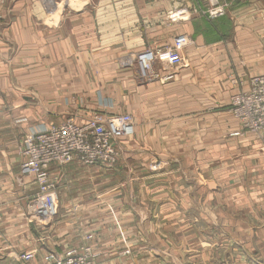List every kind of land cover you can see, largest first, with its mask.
I'll use <instances>...</instances> for the list:
<instances>
[{"label": "crops", "instance_id": "crops-1", "mask_svg": "<svg viewBox=\"0 0 264 264\" xmlns=\"http://www.w3.org/2000/svg\"><path fill=\"white\" fill-rule=\"evenodd\" d=\"M227 1V13L216 20L192 14L175 22L151 15L206 7L207 0H162L156 7L143 0L0 2L1 249L33 248L40 264L47 250L89 245L97 264H158L160 247L180 249L189 241V264H208L215 252L211 233L220 227L242 232L238 241L224 236L223 254L240 249L237 258L264 263L258 224L264 137L244 130L228 109L231 95L264 72V0ZM178 33L195 44L182 51L187 63L165 65L160 74L172 79L142 86L157 109L143 114L144 127L135 118L134 133L118 141L132 168L126 180H119L118 168L102 164L49 166L60 201L77 204L58 206L46 251L39 250L33 227L21 237L25 198L37 188L32 176L20 173L24 135L69 116L80 124L95 113H113L110 98L97 91L94 71L107 65L101 56L163 46ZM155 157L166 165L151 173L148 161ZM251 243L258 250H248ZM8 257L2 252L0 264H14L15 253Z\"/></svg>", "mask_w": 264, "mask_h": 264}, {"label": "built area", "instance_id": "built-area-1", "mask_svg": "<svg viewBox=\"0 0 264 264\" xmlns=\"http://www.w3.org/2000/svg\"><path fill=\"white\" fill-rule=\"evenodd\" d=\"M209 1L215 5L208 10L209 16L223 13V7L218 5L217 0ZM190 43L188 35L180 33L168 46L145 48L136 55L138 76L141 79L159 78L160 72L153 67L157 62L170 67L178 66L182 51ZM171 77L169 73L163 78ZM251 85L250 90H240L231 96V111L243 128L259 133L264 131V75L253 77ZM134 129V119L128 113L99 112L84 123L79 124L75 116H69L58 125L25 134L20 147V171L22 175L32 176L36 183L37 193L33 200L35 215L42 221L50 222L58 214L57 194L49 181L51 164L61 167L76 160L86 166H110L115 160L119 139L132 135ZM160 167L161 164L151 163L150 170L156 171ZM34 255L27 251L16 258L20 264H34ZM41 264H96V261L90 246L81 245L61 252H49Z\"/></svg>", "mask_w": 264, "mask_h": 264}, {"label": "rangeland", "instance_id": "rangeland-1", "mask_svg": "<svg viewBox=\"0 0 264 264\" xmlns=\"http://www.w3.org/2000/svg\"><path fill=\"white\" fill-rule=\"evenodd\" d=\"M1 1H3V0H0V2ZM70 1L72 2L74 0H70ZM143 1L145 3H149L148 5H150V7H156L158 4H161V2H162V0H143ZM169 1L173 2V0H169ZM217 2H218V5L223 7V13L217 14L215 16H209L208 15V10L215 8V5H211L209 0H207V6L206 7H198L197 6L195 8H191V9L186 8V7H181L179 9H176L175 11H173L172 9L171 10L167 9L163 14L160 15V13H159L160 16L158 15L157 12H155V14L151 15V16H152V19H158L159 18V20L161 22H164V18L166 21H170V22L179 21L181 18L188 17V15H192V14L203 15V16H206L210 20H216L217 18L222 17L227 13V11L230 7V4H231L227 0H222V1L217 0ZM218 5H216V6H218ZM181 11H184V12H181ZM153 22H156V20H153ZM178 34H180V33H178ZM173 38H172V40H173ZM189 38L191 40V43L189 45H187L186 47H192L195 45L192 38L191 37H189ZM229 38H231V37H229ZM172 40L163 46L156 45V46H151L150 48L156 49L158 47L168 46L171 44ZM223 40H226V37ZM226 41H228V40H226ZM147 48H149V47H147ZM141 51H139V52H141ZM139 52L132 53V54L125 55V56H119V55L115 56V57L101 56L102 62L107 63V65H106V67H104V69H101L102 71H100V70L94 71V73L96 75V78L98 80L102 81L101 83H100V81H98L99 85L97 87L98 88L97 91L101 90L103 93H105L108 96V98H110V100L112 101L111 102L112 107L110 110L113 111V114L128 113L133 117L134 125H136L135 118H137L139 120L140 125H142L144 123L143 124V127H144V126H146L145 125L146 119L143 122L140 121L143 118V114L145 116L146 112H148L149 110H153V111L156 110L157 106H153L150 104L149 92L147 89L142 88V86L145 85V83H148L150 81H158L159 80L163 83L164 81H168V80L172 79L173 75H172V78H170V79H164L163 78L164 74L163 75L160 74L162 76V78H161V76H159V78H152L151 77V78L141 79L138 76L137 64H136V55ZM110 59H111V61H110ZM185 63H187V59H185L184 56L182 55V60H181L179 65L185 64ZM153 67L156 71H158L159 69L164 68L165 65L163 63L157 62L153 65ZM159 72H161V71L159 70ZM234 73H232V74H234ZM167 74H169V72L166 73L165 75H167ZM260 75H264V72L260 73L256 76H260ZM253 77H255V76H253ZM252 78H250L248 88L247 89H240V90H244V91L250 90L251 86H252L251 85V79ZM237 92H235V93H237ZM235 93H233V94H235ZM232 107L233 106L231 105V97H230L228 109L230 110L231 114L233 115V112L231 111ZM233 117H235V116L233 115ZM235 119L237 120V122L241 126L242 124L240 123L239 119L236 117H235ZM244 130L250 131V130L245 129V128H244ZM254 133H256V135L259 137H264V131L259 132V133L258 132H254ZM125 153L126 152H124L121 149V146H120V148L118 147L115 160L112 162V164L110 166H107V167L105 165L102 166L104 168H111V167L118 168L119 172L117 175L119 176V180H121V182L126 180V178H127V174H128L127 169H132V168L126 167V165H128V163L130 164V162L127 161ZM159 158L160 157H155L153 159L152 158L149 159L148 165H150L151 163L161 164V167L159 169H157L156 171L149 170L151 173H157V172L161 171L162 169H164V167L166 165V161H164V159H159ZM84 166H86V165H84ZM20 173H21V171H20ZM21 176L30 177L28 175H22V174H21ZM49 181L55 187V191L57 194V206L62 205V208H63L62 210L67 209V207L70 209L76 208L75 205L77 203L71 199H68L66 201L65 200L60 201V199L58 197V191H57V185H56L55 179H52V177L49 176ZM36 193H37V188H36V191L34 192V194H32L30 196L28 195L25 198V204L22 208V211H23V215L25 218L24 223L26 226H23V228H22L21 237L26 236L25 230L29 231V226L33 227L37 231L36 240L41 245V246H39V250H45L46 248L44 246H46L47 239H49L51 236L50 231L48 230V226L52 223V221H50V222L42 221L35 215V213L33 211V200L35 199L34 197L36 196ZM69 202L71 203L70 207H69V205H67ZM234 218L236 219V217H234ZM258 224H260L261 227L264 229V213L261 215V218H260ZM200 234L201 233H199L198 236H200ZM211 234L213 235L212 238H213V243L215 244V252L212 256V259L209 260L210 263H208V264H251L250 263L251 261H249L247 259L244 262V260L237 258L238 255L241 253L240 249H236L239 252V254L237 252H235L233 248L229 249L230 254H228L227 252H225V254H223L224 249L223 248L221 249L222 239L225 238L224 236L229 235L232 239L238 241V240H241L242 232L229 231V233H223V232H221V228L218 227L217 231H214V233H211ZM243 238H244V236H243ZM187 240H189V238ZM188 244H189V241L183 242L182 248H180V249L176 248V247H172L173 243L167 244L166 246H163V247H160L159 250L161 251L162 256H161V259L158 262V264H181V263L182 264H189V262L192 261V258H190L191 247ZM26 246H28V244H26ZM248 246L249 247H246L248 250H253V249L258 250L255 247V245H253V243L249 244ZM180 250H181V254L178 253V251H180ZM27 251L33 252L34 254L36 253V251L33 248H26V249L23 248V250H17L14 247H9V248H4V249L0 248V255L2 254V252H5V255H8L9 256L8 258L11 259V257H10L11 254L15 253V257L13 258V262H11V263L20 264V262L17 260L16 256L19 255L20 253L27 252ZM47 251L51 252V250H47ZM225 251H227V250H225ZM58 252H61V251H58ZM127 252H128V250L125 251V253H127ZM93 253H94L93 255H94L95 261H96L98 253H96L95 251ZM261 253H262V255H264L263 249H262ZM175 259H177L178 261ZM241 261H243V262H241ZM35 262L38 263L39 258H37V260H35ZM42 262H43V259L40 262V264Z\"/></svg>", "mask_w": 264, "mask_h": 264}]
</instances>
